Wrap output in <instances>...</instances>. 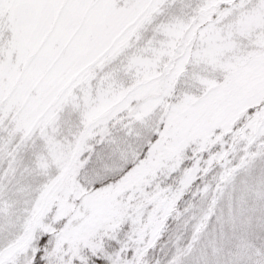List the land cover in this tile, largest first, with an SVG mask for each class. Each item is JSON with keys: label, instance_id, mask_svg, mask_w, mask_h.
I'll use <instances>...</instances> for the list:
<instances>
[{"label": "snow or ice", "instance_id": "obj_1", "mask_svg": "<svg viewBox=\"0 0 264 264\" xmlns=\"http://www.w3.org/2000/svg\"><path fill=\"white\" fill-rule=\"evenodd\" d=\"M0 264H264V0H0Z\"/></svg>", "mask_w": 264, "mask_h": 264}]
</instances>
